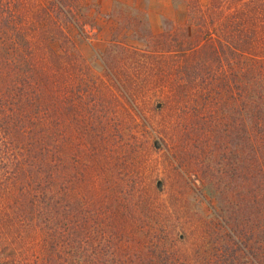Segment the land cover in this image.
<instances>
[{
    "label": "trees",
    "instance_id": "trees-1",
    "mask_svg": "<svg viewBox=\"0 0 264 264\" xmlns=\"http://www.w3.org/2000/svg\"><path fill=\"white\" fill-rule=\"evenodd\" d=\"M174 1L144 75L94 52L110 104L65 31L83 7L0 0V264H264V0Z\"/></svg>",
    "mask_w": 264,
    "mask_h": 264
},
{
    "label": "rangeland",
    "instance_id": "rangeland-1",
    "mask_svg": "<svg viewBox=\"0 0 264 264\" xmlns=\"http://www.w3.org/2000/svg\"><path fill=\"white\" fill-rule=\"evenodd\" d=\"M74 4H76L78 10L83 7L82 11L85 16L83 17L85 23L81 21L82 26H80V24L78 28L70 27L65 29V31L68 39L72 41V49H75L80 57L79 60L88 67L87 74L89 78L95 80L97 86L101 89L98 98L100 100L104 98L102 100L104 102L105 100H109L110 104L114 103L115 98L118 99L120 97L115 96L118 92L115 90L114 84L109 77L105 75L104 69L100 65L99 60L95 57L94 52L95 54L101 55L104 51V46L110 47L109 42L112 41H115L114 43L116 46H130L132 49L139 51V53H136L139 63L134 64L126 62L121 65L124 69L127 68L130 71H132L133 68H137L135 71L140 75H144L146 67L141 61L143 59V53L141 52L151 47V43L158 33L168 26L170 22L180 23L182 20L181 11H183V4L175 2L174 0H74ZM137 18H139V22L135 20ZM69 46L71 47V44H69ZM115 49H119V47H115ZM159 83L165 84L166 81L163 83L159 81ZM141 84L143 86L142 90H145V88L150 85H154L153 81H149L148 83L141 81ZM94 93L98 96L96 91H94ZM141 96H143V93L140 95L139 91L138 97L140 98ZM146 105L148 107L150 106L149 104ZM137 106L140 114L141 112L143 114L150 113L146 106L140 104H137ZM117 111V115L115 114L113 117L116 120L118 115L124 116L122 110L117 109ZM106 113L111 117L114 114L112 112L110 115L108 111ZM132 113L138 118L136 111H132ZM123 119L125 118L123 117ZM113 124L115 128L119 125L115 122ZM128 125L130 126L131 124ZM141 130L143 129L135 124H132V127L128 128V132L131 135H136L141 132ZM121 132H123V130ZM205 152H207V150H205ZM148 153L149 152H146V154ZM152 161H146L149 169L146 168L144 171L151 170L153 165L159 163ZM161 163L162 162L159 164L157 174L161 172ZM138 166L139 165H136L134 168L136 172L142 169L141 166ZM152 172H155V170H152ZM133 175L136 176V178L138 176L134 173ZM151 176H153V173ZM193 185L198 189L196 182H193ZM195 189V187L193 190L184 187L182 192V195H184V204L191 212H205L208 210V206L204 201L208 199V187L200 188L201 198L196 196L194 193Z\"/></svg>",
    "mask_w": 264,
    "mask_h": 264
}]
</instances>
